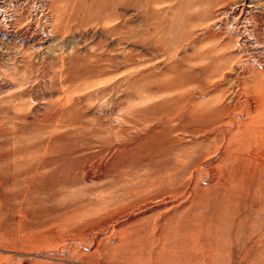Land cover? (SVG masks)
Returning <instances> with one entry per match:
<instances>
[{"label": "rangeland", "instance_id": "rangeland-1", "mask_svg": "<svg viewBox=\"0 0 264 264\" xmlns=\"http://www.w3.org/2000/svg\"><path fill=\"white\" fill-rule=\"evenodd\" d=\"M72 2L0 0V264H264V0Z\"/></svg>", "mask_w": 264, "mask_h": 264}, {"label": "bare ground", "instance_id": "bare-ground-1", "mask_svg": "<svg viewBox=\"0 0 264 264\" xmlns=\"http://www.w3.org/2000/svg\"><path fill=\"white\" fill-rule=\"evenodd\" d=\"M112 1L114 0H86V1L85 0H73L72 5L70 6V9L77 10L78 9L77 7L79 5V10L81 11V12L79 11L80 14H84V15L86 14L87 16L88 15L89 16L90 15L91 16H101V8H102L101 4L111 3ZM146 5H148V3Z\"/></svg>", "mask_w": 264, "mask_h": 264}]
</instances>
